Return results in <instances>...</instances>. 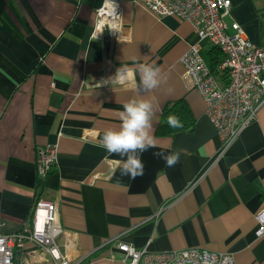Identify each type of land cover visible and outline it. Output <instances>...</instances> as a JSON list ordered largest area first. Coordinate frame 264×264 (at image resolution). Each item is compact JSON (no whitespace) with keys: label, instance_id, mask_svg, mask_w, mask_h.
I'll return each mask as SVG.
<instances>
[{"label":"crops","instance_id":"obj_1","mask_svg":"<svg viewBox=\"0 0 264 264\" xmlns=\"http://www.w3.org/2000/svg\"><path fill=\"white\" fill-rule=\"evenodd\" d=\"M103 1L0 0V234L26 226L41 196L59 205L62 249L84 263L113 264L122 241L155 252L206 248L232 254L236 264H264L255 217L264 209V105L221 153L180 61L197 41L191 23L157 16L143 0H122V37H92ZM225 19L264 46V0H231ZM200 43L211 68L214 46ZM153 62L162 82L150 92L138 90V74L125 83L113 78L121 66ZM216 76L224 83L221 72ZM133 98L156 110V147L142 154L144 174L135 180L121 175L124 158L101 147ZM178 99L187 102L194 127L157 134L163 108ZM47 143H56L57 162L39 189L36 151ZM176 151L171 168L153 155ZM14 261L53 264L28 240Z\"/></svg>","mask_w":264,"mask_h":264},{"label":"built area","instance_id":"obj_2","mask_svg":"<svg viewBox=\"0 0 264 264\" xmlns=\"http://www.w3.org/2000/svg\"><path fill=\"white\" fill-rule=\"evenodd\" d=\"M122 0H104L96 10L92 37H122ZM157 16L171 15L191 23L197 41L190 43L180 57L189 86L206 104V113L221 140V153L239 137L246 125L264 105V46L254 44L237 22L230 24L231 0H143ZM218 48L222 57L217 68L225 73L221 83L211 71L201 52V41ZM57 162L56 143H47L36 151V176L40 189ZM264 195V192H262ZM257 235H264V209L255 214ZM28 224L22 229L0 234V264H15L14 253L31 241L51 259L53 264H91L69 258L59 242L63 228L57 201L37 196ZM121 252L113 264H236L232 254L206 248L188 247L168 251L138 249L118 241ZM225 257L229 259L225 261Z\"/></svg>","mask_w":264,"mask_h":264},{"label":"clouds","instance_id":"obj_3","mask_svg":"<svg viewBox=\"0 0 264 264\" xmlns=\"http://www.w3.org/2000/svg\"><path fill=\"white\" fill-rule=\"evenodd\" d=\"M138 74L139 91L150 92L158 88L162 82L161 69L153 62L137 63L134 68L121 66L116 70L114 79L120 83H125ZM103 82H97L96 87H100ZM91 87V86H90ZM156 119V110L152 102L148 99H130L123 104L120 112V126L118 129H108L104 132L101 140L103 147L108 154L118 155L122 158L121 175L132 180L144 174V163L141 156L150 148L156 147V142L152 135L153 122ZM169 128H181L183 123L180 119L170 114L167 117ZM153 155L163 159L167 167H174L180 159V152L171 154L164 152H154ZM229 258L225 257V261Z\"/></svg>","mask_w":264,"mask_h":264},{"label":"trees","instance_id":"obj_4","mask_svg":"<svg viewBox=\"0 0 264 264\" xmlns=\"http://www.w3.org/2000/svg\"><path fill=\"white\" fill-rule=\"evenodd\" d=\"M209 52L211 54L210 59L212 60L211 71L216 75L220 72L217 68V65L221 59L222 53L215 46L212 47ZM222 75H223L222 81L226 83L227 80L225 78V73H222ZM170 114L177 116L180 119V121L183 123V127L176 128V129L169 128L167 124V117ZM194 125H195V118L193 114L191 113L187 105V102L184 99H178L170 103H167L165 107L163 108L161 120L156 127V133L161 134V135L162 134H173V133H176L182 130H191L194 127Z\"/></svg>","mask_w":264,"mask_h":264}]
</instances>
